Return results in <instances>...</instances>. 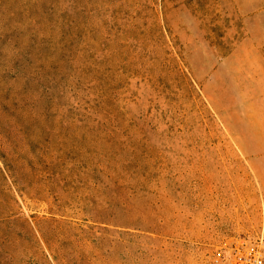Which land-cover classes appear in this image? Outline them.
<instances>
[{
    "label": "rangeland",
    "instance_id": "obj_1",
    "mask_svg": "<svg viewBox=\"0 0 264 264\" xmlns=\"http://www.w3.org/2000/svg\"><path fill=\"white\" fill-rule=\"evenodd\" d=\"M264 233V0H0V264H224Z\"/></svg>",
    "mask_w": 264,
    "mask_h": 264
},
{
    "label": "built area",
    "instance_id": "obj_2",
    "mask_svg": "<svg viewBox=\"0 0 264 264\" xmlns=\"http://www.w3.org/2000/svg\"><path fill=\"white\" fill-rule=\"evenodd\" d=\"M224 264H264V233L234 244Z\"/></svg>",
    "mask_w": 264,
    "mask_h": 264
}]
</instances>
